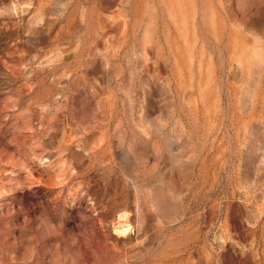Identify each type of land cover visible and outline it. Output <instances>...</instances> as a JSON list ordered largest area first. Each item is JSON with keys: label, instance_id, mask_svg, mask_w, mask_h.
<instances>
[{"label": "rangeland", "instance_id": "1", "mask_svg": "<svg viewBox=\"0 0 264 264\" xmlns=\"http://www.w3.org/2000/svg\"><path fill=\"white\" fill-rule=\"evenodd\" d=\"M0 264H264V0H0Z\"/></svg>", "mask_w": 264, "mask_h": 264}]
</instances>
